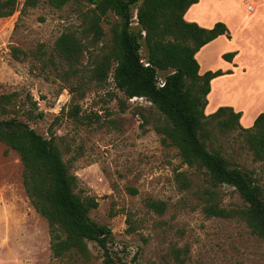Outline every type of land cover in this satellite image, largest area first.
Here are the masks:
<instances>
[{"label":"rangeland","instance_id":"1","mask_svg":"<svg viewBox=\"0 0 264 264\" xmlns=\"http://www.w3.org/2000/svg\"><path fill=\"white\" fill-rule=\"evenodd\" d=\"M24 2L18 0L15 13L0 18V94L17 91L22 113H44L41 118H20L40 134L56 138L70 173L77 177L75 191L97 199L90 218L110 228L116 263L177 264L172 249L188 247L185 264H264V240L243 220L208 216L204 210L211 200L227 209L244 207L235 187H214L204 168L183 161L178 147L158 131L166 120L153 103L130 99L112 76L103 82L91 78L94 60L113 43L105 14L80 0L62 9L47 0L26 8ZM248 4L256 5L253 13L247 11ZM193 6L186 18L196 17L207 27L223 21L232 36L198 52L200 72L228 66L223 54L232 48L240 50L247 66L215 81L206 112L232 103L243 109L241 122L248 124L264 111V0H201ZM96 16L105 34L96 44L85 39L81 69L68 76L67 65L54 52L55 41L67 29L81 32ZM141 53L145 58L144 41ZM159 72L163 79L167 72ZM76 105L80 110L74 114ZM208 145L252 172L264 187V160L255 158L237 131L213 127ZM23 170L18 152L0 141V264H105L94 241L89 242V259L54 257L48 221L27 195ZM148 200L164 201V212L150 208Z\"/></svg>","mask_w":264,"mask_h":264},{"label":"trees","instance_id":"2","mask_svg":"<svg viewBox=\"0 0 264 264\" xmlns=\"http://www.w3.org/2000/svg\"><path fill=\"white\" fill-rule=\"evenodd\" d=\"M41 0H25L24 8L35 7ZM73 0H47L55 9H62ZM95 5L100 15L110 24L112 47L97 57L91 78L99 82L113 77L114 83L126 96L144 97L164 115L165 123L158 131L164 140L178 147L183 161L198 165L209 174L212 185L228 184L238 191L246 205L227 209L218 202L204 207L208 216L238 217L251 231L264 240V187L257 183L249 170L232 164L220 149H210L213 127L230 133L238 132L258 160H264V111L251 127L241 122L242 112L231 106H220L207 115L211 80L230 73L217 69L200 73L196 57L202 47L221 35L232 38L223 21L211 28L185 19V13L199 0H80ZM18 0H0V18L13 15ZM136 18V28L133 26ZM99 16L84 24L81 32L67 29L55 41L54 52L67 65V75H78L87 50L85 39L98 43L105 30ZM89 21V20H88ZM144 45L147 55L141 50ZM236 52H226L223 58L232 61ZM53 60V59H52ZM55 62V60H53ZM159 71L164 85L159 86ZM19 92L0 94V141L20 155L24 166L23 183L27 195L38 213L49 224L51 250L55 258L69 255L91 257L89 242H96L103 250L105 264H117L109 246L112 232L90 218V211L98 206L92 196L75 191L77 177L70 173L62 150L54 136L46 137L30 127L20 116L41 118L44 113L21 112ZM37 106V102H33ZM80 110L74 107V114ZM147 205L162 213L166 203L148 200ZM189 248L174 247L172 253L177 264H185Z\"/></svg>","mask_w":264,"mask_h":264},{"label":"crops","instance_id":"3","mask_svg":"<svg viewBox=\"0 0 264 264\" xmlns=\"http://www.w3.org/2000/svg\"><path fill=\"white\" fill-rule=\"evenodd\" d=\"M201 4V0H199L197 3H195V4H193V5H200ZM191 6L189 9H188V11L185 13V19L187 20V21H189V22H196L198 19L196 18V17H187L186 18V16H188V14L189 13H191V10L192 9H194V6ZM248 5H250V4H248ZM254 6H255V9H256V5L255 4H253ZM254 9V10H255ZM254 10H253V12H254ZM247 11H248V6H247ZM249 12V11H248ZM253 12H251V13H253ZM199 22V21H198ZM197 22V23H198ZM199 25H201L200 23H198ZM201 26H203V25H201ZM203 27H207V26H203ZM212 26H210V27H207V28H211ZM224 36H226V35H221V36H219L218 38H216L215 40H213V41H211L210 43H212V42H216L218 39H221L222 37H224ZM226 42H228L229 40H225ZM210 43H208V44H206L205 46L206 47H208V45L210 44ZM205 46L204 47H202L203 49L205 48ZM201 48V49H202ZM200 49V51H202ZM230 51H227V52H232V51H235L236 52V55H235V57L233 58V60L232 61H228V66H225L224 68H220L221 70H223V71H228V70H230L231 72L230 73H226V74H223V75H220V76H218V77H215V78H213L212 80H211V91L209 92V94H208V101H209V98H210V95H211V93H212V91H213V88H214V85H215V81L218 79V78H220V77H222V78H230L234 73H235V71L236 70H239V68H241V67H247L245 64H244V62L242 61V59H241V54H240V50L238 49H229ZM198 54V53H197ZM196 57H197V55H196ZM201 66V65H200ZM201 69V68H200ZM208 70H212V71H215V70H217L216 68H214V69H208ZM207 71V70H206ZM206 71H204V72H200L201 74H203V73H205ZM260 97L261 96H258V95H256V97H255V99L257 100V101H260ZM263 102V101H262ZM207 106H208V104H207ZM206 106V107H207ZM220 106H231V107H233L234 109H235V111H241L242 112V116L244 115V111H243V109L242 108H235V106H233V104L232 103H219L218 105H217V107L213 110V111H207L206 112V108H205V113L207 114V115H209V114H211V113H213L214 111H216ZM264 110V109H263ZM262 111V110H261ZM260 112V111H259ZM259 112H257L256 114H255V116L251 119V121H250V123H248V124H243L242 122H241V119H242V116H241V119H240V122H241V124L244 126V127H250L251 125H253V123H254V121H255V119H256V117L259 115Z\"/></svg>","mask_w":264,"mask_h":264},{"label":"built area","instance_id":"4","mask_svg":"<svg viewBox=\"0 0 264 264\" xmlns=\"http://www.w3.org/2000/svg\"><path fill=\"white\" fill-rule=\"evenodd\" d=\"M254 9H255V6L253 4L248 5V11L249 12H252ZM164 83H165L164 82V78L163 79L160 78L159 82H158L159 86H163ZM137 98H144V97L134 96V97H132L130 99H137Z\"/></svg>","mask_w":264,"mask_h":264},{"label":"bare ground","instance_id":"5","mask_svg":"<svg viewBox=\"0 0 264 264\" xmlns=\"http://www.w3.org/2000/svg\"><path fill=\"white\" fill-rule=\"evenodd\" d=\"M253 12V11H252Z\"/></svg>","mask_w":264,"mask_h":264}]
</instances>
